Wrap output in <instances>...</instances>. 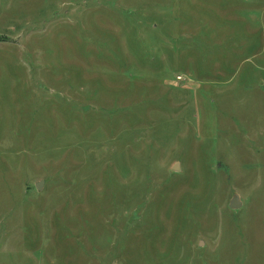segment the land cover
<instances>
[{"label":"rangeland","instance_id":"1","mask_svg":"<svg viewBox=\"0 0 264 264\" xmlns=\"http://www.w3.org/2000/svg\"><path fill=\"white\" fill-rule=\"evenodd\" d=\"M0 264H264V0H0Z\"/></svg>","mask_w":264,"mask_h":264},{"label":"water","instance_id":"2","mask_svg":"<svg viewBox=\"0 0 264 264\" xmlns=\"http://www.w3.org/2000/svg\"><path fill=\"white\" fill-rule=\"evenodd\" d=\"M172 169L175 170V171H179L180 170L178 161L174 163ZM41 184H42L41 181H39L36 184V188L39 189ZM241 205H242V202L240 200L239 195L238 194H234L232 196V198L230 199L229 207L232 208V209H238Z\"/></svg>","mask_w":264,"mask_h":264}]
</instances>
